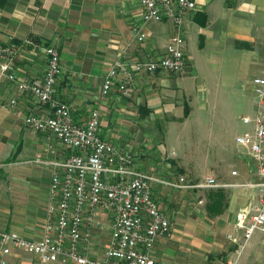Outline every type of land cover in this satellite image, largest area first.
Segmentation results:
<instances>
[{
	"label": "crops",
	"instance_id": "obj_1",
	"mask_svg": "<svg viewBox=\"0 0 264 264\" xmlns=\"http://www.w3.org/2000/svg\"><path fill=\"white\" fill-rule=\"evenodd\" d=\"M194 1L196 11L185 16L183 26L187 71L182 75H140L128 97L115 88L107 97L100 95L113 60L123 54L131 60L162 57L175 32L168 21L148 23L143 27L146 39L132 41L131 25L142 22L137 0H5L0 6V46L16 50L14 74L21 79L42 77L46 69L42 48L55 47L61 65L56 97L70 107L74 121L81 123L97 111L102 138L130 154L137 170L144 172L145 167L149 172L144 173L168 178L172 176L170 165L164 166L161 175L145 160L148 154H160L157 148L165 151L171 128L179 129L190 121L202 125V117L220 102L216 91L222 93L229 84L238 87L247 68L256 59L263 60L264 55V0ZM249 85L252 90V80ZM11 99L16 100L13 108L9 106ZM49 115L50 109L32 94L0 78V229L30 240H38L43 234L53 164L69 154L50 135L33 130L25 122L28 116ZM236 146L242 149L238 151L242 164H233L223 177L209 167L207 170L216 174L202 177L210 175L218 183L231 186L194 188L199 194L198 205H204L202 219L217 227L208 235V252L215 257L209 264H224V257L229 264L237 258L243 237L235 227L236 214L241 209L253 212L258 203L256 190L244 186L256 179L248 151ZM170 148V155H158L159 161L166 163L165 158L175 157L174 148ZM231 171L236 175L231 176ZM170 181L177 182V178ZM153 185L155 190L158 186ZM189 189L193 188L175 190L184 193ZM217 190L224 192L227 205L211 215L207 210L209 194ZM175 234L157 242L151 253L155 264H169L170 255L178 254L171 243L182 240ZM7 264L60 263H41L33 255L14 251ZM236 264H264V233L253 235Z\"/></svg>",
	"mask_w": 264,
	"mask_h": 264
},
{
	"label": "built area",
	"instance_id": "obj_2",
	"mask_svg": "<svg viewBox=\"0 0 264 264\" xmlns=\"http://www.w3.org/2000/svg\"><path fill=\"white\" fill-rule=\"evenodd\" d=\"M137 2L142 22L131 25L132 41L140 43L146 39L143 27L148 23L168 21L175 32L162 57L131 60L123 54L113 60L102 81V97L114 88L128 97L140 75H182L187 71L183 26L185 16L196 11L195 1ZM42 52L46 56L44 75L21 79L14 74L16 50L9 45L0 46V78L14 83L21 92H29L40 105L50 109L49 116H28L25 122L33 130L50 135L69 154L53 164L41 238L30 240L0 230V264H7L14 251L33 255L41 263L155 264L152 249L159 240L171 236L172 228L152 184L174 189L231 185L220 184L210 175L197 185L177 184L137 170L130 154L101 137L97 111L81 123L74 121L70 107L56 97L61 74L59 53L53 46L43 47ZM262 66V75L252 79L255 114L241 118L243 124L251 125V131L235 138L237 145L247 149L256 177L255 182L244 186L254 188L258 199L253 212L241 209L236 214L235 227L243 237L237 258L255 233H264V55ZM15 105L16 100L11 99L9 106ZM230 175L235 176L236 171ZM237 258L229 264H236Z\"/></svg>",
	"mask_w": 264,
	"mask_h": 264
},
{
	"label": "rangeland",
	"instance_id": "obj_3",
	"mask_svg": "<svg viewBox=\"0 0 264 264\" xmlns=\"http://www.w3.org/2000/svg\"><path fill=\"white\" fill-rule=\"evenodd\" d=\"M261 62L262 58H258L247 68L237 85L238 87L229 84L228 89L222 93L219 92L220 89L216 91L215 98L220 102L214 107L212 105L213 108L207 112L205 117H202V125H195L193 121H190L179 129H170L167 135L169 144L165 151L157 148L156 152L164 156L170 155V146H172L175 150V157H170L169 160L165 158L166 163L159 161L158 155L160 154L157 153L156 155L148 154L149 156L145 158L152 162L161 175L165 173L164 166L170 165L172 176L164 178L159 177L160 175L156 173L158 178L166 182H175L170 180L177 178V182H175L177 184L188 181L189 185H197L208 173L216 174L215 171L207 170L209 167H213L223 177L230 171L233 164L236 166L242 164L238 159V151L242 149L236 146L234 139L238 134L251 131V125L243 124L240 118L251 117L255 114L256 98L250 89L249 82L254 77L262 75ZM232 88L234 89L232 90ZM141 136L142 132L138 135L140 142L142 141ZM142 168L144 172H149L145 167ZM255 181L253 180V182ZM175 189L163 185L153 189L159 204L172 222L171 234L177 233L182 240L180 243H173L176 242L175 239L172 240V243L170 242L178 254L170 255L168 262L169 264H209L210 258L214 259L215 257L209 253L211 242L208 235L211 230L215 232L217 227L215 228V224L212 227L210 221L202 219L201 207L204 205H198L199 194L196 195V188L189 189L184 193ZM177 234H175L176 239L178 238ZM217 235L221 242H224L223 237L221 238L218 233ZM180 244L188 250L177 248V245ZM201 245L203 247H199ZM161 249L159 248V250ZM218 258L220 259V257ZM226 260L227 257L222 259L224 264H226Z\"/></svg>",
	"mask_w": 264,
	"mask_h": 264
},
{
	"label": "trees",
	"instance_id": "obj_4",
	"mask_svg": "<svg viewBox=\"0 0 264 264\" xmlns=\"http://www.w3.org/2000/svg\"><path fill=\"white\" fill-rule=\"evenodd\" d=\"M4 1L5 0H0V6H2ZM226 205V195L222 190H217L209 194V204L207 206V210L211 215L222 211Z\"/></svg>",
	"mask_w": 264,
	"mask_h": 264
}]
</instances>
